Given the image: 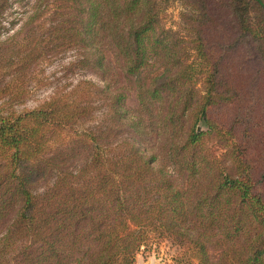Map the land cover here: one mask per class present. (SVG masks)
Masks as SVG:
<instances>
[{
  "label": "trees",
  "instance_id": "trees-1",
  "mask_svg": "<svg viewBox=\"0 0 264 264\" xmlns=\"http://www.w3.org/2000/svg\"><path fill=\"white\" fill-rule=\"evenodd\" d=\"M212 16L264 74V0H35L0 41V264H135L161 242L173 264H264V197L233 128L209 115L241 94L208 49ZM58 48L101 85L80 79L14 113L31 65Z\"/></svg>",
  "mask_w": 264,
  "mask_h": 264
},
{
  "label": "rangeland",
  "instance_id": "rangeland-1",
  "mask_svg": "<svg viewBox=\"0 0 264 264\" xmlns=\"http://www.w3.org/2000/svg\"><path fill=\"white\" fill-rule=\"evenodd\" d=\"M35 0H9L4 11L0 33V41L7 40L12 35L21 30V26L26 22L27 17L33 10ZM184 5L174 1L167 9L165 21L167 25L177 29L180 12H184ZM215 8L216 5H211ZM219 9V8H218ZM214 9L222 15L220 10ZM214 19L215 17L212 16ZM226 23V24H225ZM224 24V25H223ZM228 24L225 19L213 20L208 28V49L214 58H224L228 67L221 70V75L225 78L230 71L239 80L241 86L240 96H233L232 101L219 102L209 108L210 117L220 126L233 128L237 134L238 145L242 149V154H247V160L253 168V178L256 181V190L264 197V74L256 69V65L249 60L250 50L241 47L232 50L230 45L233 36L230 31H225ZM211 28H213L211 30ZM230 43V44H229ZM229 46L227 47V45ZM74 59V49L67 48L62 50L46 52L41 55L29 68L26 77L28 88L32 92L25 99L16 100L11 105V110L20 114L26 110H31L48 100L54 92L61 87H69L80 79H90L101 85V81L96 74L87 70H78L70 66ZM229 70V71H228ZM10 74H0V84L9 80ZM224 88L228 86L224 85ZM231 88V87H229ZM7 99L6 92L0 95V104ZM95 115L90 119L91 124H97L101 121L103 106L101 100L95 101ZM126 104H134L132 96H128ZM61 138V137H60ZM211 143L207 141L205 148L210 149ZM224 146L215 147L218 154L224 152ZM214 148V147H213ZM244 150V151H243ZM175 249L168 243L161 242L158 246H151L150 249L139 252L136 256L135 264H173L171 256Z\"/></svg>",
  "mask_w": 264,
  "mask_h": 264
}]
</instances>
